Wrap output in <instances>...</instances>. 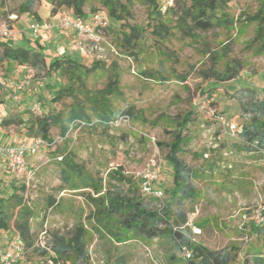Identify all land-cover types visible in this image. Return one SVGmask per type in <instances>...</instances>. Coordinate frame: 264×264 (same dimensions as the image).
Wrapping results in <instances>:
<instances>
[{
  "label": "rangeland",
  "instance_id": "obj_1",
  "mask_svg": "<svg viewBox=\"0 0 264 264\" xmlns=\"http://www.w3.org/2000/svg\"><path fill=\"white\" fill-rule=\"evenodd\" d=\"M21 1L0 0V27L7 19L5 24L13 34L17 28L16 32L22 35L31 22L51 26L56 23L55 16L69 10L58 6L57 2L50 4L48 0H42L35 3L31 14H27L20 11ZM260 1L231 0L229 12L236 20L233 26L207 35L212 51L227 53L220 69L235 61L242 65L238 76L229 82L205 81L200 77V71L208 67V55L203 47L172 40L167 47L178 56V64L173 70L169 69L172 72L169 81L160 82L145 80L139 75L144 69L155 75L159 70V58L147 34L139 46L137 58L128 60L118 47L114 31L103 37V51L100 52L103 59H96L72 51L71 35L66 31L48 30L47 40L40 42L44 45L46 61L63 54L86 65L93 60L106 65L116 62L121 72L122 97L113 102V107L120 111L132 105L138 111V119L129 127L122 126L109 134L77 131L62 138L55 127L50 132L53 144H43L35 155L27 157L25 170L17 178L0 159V197L5 201L6 212L12 216L8 231L0 232L2 246L4 235L17 234L15 216L20 206L24 205L30 214L31 244L25 246L18 264H48V255L42 256L40 251L51 253L53 235L69 237L80 225L85 230L89 257L86 264H190L168 237L148 240L133 232L121 234L123 230L115 218L98 222L95 212L101 207V201L91 203L86 194L90 198L98 195L89 189L73 190V186L83 187L88 183V177L94 183H101L102 192L119 189L127 194L139 187L137 174L150 160H157L159 169L154 188L162 190L164 205L171 202L167 190L172 188V172L164 160L165 150L157 143L170 140L168 133L174 129L175 121L186 113L192 116L183 133L186 145L179 157L193 170L190 181L193 194L190 199L172 202L170 221L178 226L177 212L185 214L189 226L183 233L194 245L209 251L228 250L229 264H264V239L258 234L261 225L253 221L255 210L264 206V152L251 150L240 136L241 128L251 120L242 112L248 96L264 99L263 43L252 42L255 25L244 21L258 9ZM157 2L162 6L168 1ZM129 7L131 16L127 23L141 28L147 5L142 0H132ZM101 10L105 12L95 0H86L82 8L85 16ZM28 35L30 42L34 39L32 44L41 41L36 32L26 33ZM20 38L24 40L23 35ZM21 39L8 42L15 45ZM165 66L170 68L168 63ZM5 67L0 62V76L12 82L21 81L28 74L23 66L15 65L8 69L9 73ZM30 69L31 79L16 100L9 99L8 93L0 89V122L11 116L26 119L27 116L22 114L25 108L34 116H40L49 111L56 113L70 104V99L50 102L52 95L48 88L54 83H63L62 79L54 76L47 81L43 72ZM175 73L185 74L186 81L179 82ZM105 82L106 78L100 77L95 85L91 82L90 87L101 88ZM37 102L40 108L34 111L32 105ZM231 126L235 128L231 129ZM30 140L22 125L2 127L0 123V144L12 146ZM67 151L74 155V162L82 169L81 177L73 179L71 176L69 182L63 181L62 167L57 159L59 152ZM144 198L149 208L159 209V201ZM262 226L264 228V224ZM192 227L199 228L201 234L193 235Z\"/></svg>",
  "mask_w": 264,
  "mask_h": 264
},
{
  "label": "trees",
  "instance_id": "obj_2",
  "mask_svg": "<svg viewBox=\"0 0 264 264\" xmlns=\"http://www.w3.org/2000/svg\"><path fill=\"white\" fill-rule=\"evenodd\" d=\"M40 1L42 0H22L19 7L20 11L31 14L34 4ZM48 1L50 4L57 2L58 6L69 9L70 11L68 10L66 14L84 19L97 12L103 13L109 25L105 30L104 37H108L110 33L115 31L118 47L127 59L137 58L139 46L146 40L145 35L147 34L151 47L158 55L159 70L156 75L149 69L142 70L139 75L145 80L169 81L172 73L169 72V69L173 70L178 64V56L167 47L172 40L184 42L193 47L204 48L208 55V67L200 71V77L205 81L229 82L234 80L242 70V65L237 61L230 65L224 64L223 69H220V63L227 53L225 52L223 55L212 51L206 39L208 34L229 28L235 23L236 20L229 12L231 0H171L170 3L162 6L158 4L157 0H142L147 5L148 10L141 28L127 23V19L131 16L129 6L132 0L125 2L122 0H95L105 12L96 11L88 16L82 12L86 0ZM162 7H165L164 12L161 10ZM55 17L60 18L61 16ZM244 21L246 24L255 25V37L252 42L263 43L262 48L264 50V0L259 2L258 9L252 15L244 18ZM114 27L116 30H113ZM42 41L44 40L35 41L36 44L28 43L24 46L0 44V62L5 64V71L8 73L9 68L17 65L23 66L24 69L31 67L43 72L47 81L58 76L64 82L54 83L52 87L48 88L52 95L50 102L56 103L63 99H70V104L56 113L49 111L40 116H34L28 111V108H25L26 111H23L22 114L27 116L26 119L21 116L4 118L0 122L2 127L7 124H20L26 130V137L31 140L38 139L43 144L51 145L53 140L50 138V132L55 127L59 129L62 138L77 131H101L109 134L119 130L110 126V122L118 117H128L131 123L138 119V111L132 105H128L120 111H116L113 107V102L119 101L122 97L121 72L116 62L106 65L102 61L93 60L90 65H86L76 58L73 59L63 54L46 61L44 45L40 43ZM225 47L228 49L229 45ZM166 63L170 64V68H166ZM175 76L179 82L186 81L187 76L185 74L175 73ZM100 77L106 78L105 84L101 88L90 87V83L93 82L95 85L96 80ZM8 98L11 99L9 94ZM34 104L40 106L38 102ZM242 112L244 115L248 114L251 120L241 128L240 136L251 150L264 152V99H257L255 96L249 95L246 107L242 109ZM191 116V113H186L175 121L174 129L168 133L170 140L167 143H157L162 150H165L164 160L172 172V188L167 190L171 194V202L168 204L164 205L163 203L161 208L157 210L149 208L144 198L148 196L140 193V184L139 187L129 190L127 194L119 189H116L115 192H102L100 182L94 183L90 178L85 177L88 183L83 184V187L78 186L76 188L73 186V190L89 189L98 195L97 198H90L86 194L91 203L101 201V207L97 208L95 212L96 220L101 222L115 218L123 230L121 234L133 232L148 240L168 237L178 250L182 247L191 250L192 258L188 260L190 264H229L230 253L228 250L209 251L204 247L194 245L191 238L186 236L183 231L172 230V226H174L170 221L172 202H181L185 198L190 199L193 194V187L190 182L193 177V170L179 157L182 148L186 145L183 133L191 121ZM59 154L57 159H59L62 167L63 181L69 182L71 176L73 179L80 178L82 169L74 162V155L68 151L64 154L59 152ZM151 199L157 201L154 198ZM5 206V201L0 197V232L2 233L8 231L12 219V216L6 212ZM29 217L27 208L21 205L15 216L17 234L11 237L18 236L23 244L25 243L22 254L25 246L31 244ZM186 221V215L177 212L178 226L185 224ZM258 234L263 235L264 239L262 225L258 229ZM40 254L42 256L48 255V264H86L89 257L85 243V230L80 225L74 229L69 237L54 234L51 253L47 254L41 250Z\"/></svg>",
  "mask_w": 264,
  "mask_h": 264
},
{
  "label": "built area",
  "instance_id": "obj_3",
  "mask_svg": "<svg viewBox=\"0 0 264 264\" xmlns=\"http://www.w3.org/2000/svg\"><path fill=\"white\" fill-rule=\"evenodd\" d=\"M167 1V3H170L171 0ZM161 10L164 12L165 7H162ZM108 26V20L101 12L92 14L86 19L70 14H62L57 25L58 29L61 31L75 32L76 40L70 47L72 51L83 53L87 56L95 57L96 59H103V56L100 55V52L103 51L101 42L103 41L104 33ZM49 27L50 26L47 24L33 22L28 26V30L37 33L39 30L48 29ZM13 36L14 34L11 30L8 29L5 23H3L0 27V39H11ZM25 71L28 74L18 82H12L0 76V89L8 93L12 100H16L18 94L24 92L31 79V76L29 75V73H31V69L27 67ZM39 108L40 106L38 104H34L32 106L34 111H38ZM245 116L250 117L248 114ZM130 124V119L125 116L118 117L114 121L110 122V126L113 129H119L122 126L129 127ZM230 128L234 129L235 127L231 126ZM42 146V141L38 139H33L29 142L12 146L0 144V159L5 161L9 173L17 178L18 174L25 170L26 158L28 156L35 155ZM158 169L159 162H157V160H150L146 168L141 173L137 174V178L140 180V193L159 201L158 208H161L164 203L162 202L163 192L159 188H154V184L158 176ZM26 181L28 180L26 179ZM253 221L257 225L264 224V206L255 210L253 214ZM186 226H189L188 221L181 226H172V230L183 231ZM192 233L197 236L201 234V230L199 228L192 227ZM23 246V241L18 236H15L5 242V245L3 246L0 243V264H18V261L22 256ZM179 251L183 254L187 261L191 260L192 253L188 248L182 247Z\"/></svg>",
  "mask_w": 264,
  "mask_h": 264
},
{
  "label": "crops",
  "instance_id": "obj_4",
  "mask_svg": "<svg viewBox=\"0 0 264 264\" xmlns=\"http://www.w3.org/2000/svg\"><path fill=\"white\" fill-rule=\"evenodd\" d=\"M35 10V4H34V7H33V10L32 11H34ZM10 17V16H9ZM8 17V18H9ZM55 18V21H56V23H53V24H51V26L48 28V29H42V30H39L37 33H38V35L40 36V38H42L41 40H47V37H48V35H47V32H48V30L49 29H53V28H55V29H53V30H56V29H58V27H57V25H58V20H59V17L58 18H56V17H54ZM32 23V22H31ZM39 24H46V23H40L39 22ZM48 25V24H47ZM12 26H14V25H12ZM15 29H17V28H15ZM14 29V36H13V38H11V39H14V40H19V39H21L20 37H22V35L24 36V40L23 39H21V42H18L17 44H15V45H12L11 43H9L8 42V40H11V39H0V44H2V43H7V44H9V45H12V46H24V45H26V44H30V43H32V41L34 40V39H32V41L30 42V36L28 35V36H26V33H30L31 34V31L30 30H28V27L26 28V30H24L22 33V35H21V33L20 34H18V32H16V30ZM67 33H69L70 35H71V42H72V44H73V42L76 40V36H75V32L74 31H68ZM25 34V35H24ZM74 35V36H73ZM60 53V52H59ZM60 55H62V54H60ZM3 238H4V241L2 242V244L3 245H5V242H7L8 240H10L12 237L11 236H7V234L6 235H4L3 236Z\"/></svg>",
  "mask_w": 264,
  "mask_h": 264
}]
</instances>
